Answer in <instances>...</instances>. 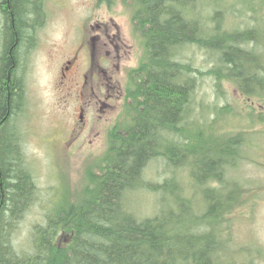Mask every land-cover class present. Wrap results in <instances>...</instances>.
I'll return each mask as SVG.
<instances>
[{"label":"trees","instance_id":"1","mask_svg":"<svg viewBox=\"0 0 264 264\" xmlns=\"http://www.w3.org/2000/svg\"><path fill=\"white\" fill-rule=\"evenodd\" d=\"M125 1L143 57L127 72L122 114L78 200L49 209L32 227L25 251L14 235L38 189L15 121L26 100L22 56L35 46L44 0H0V264H233L226 240V218L239 206L233 173L254 137L220 130L234 111L198 101L197 93L207 76L216 98L224 97L221 85L228 82L250 110L263 105L264 27L226 25L229 15L251 13L246 0ZM235 3L242 9H233ZM189 50L206 56V72L188 61ZM256 117L261 123L263 115ZM157 159L169 177L145 183ZM187 184L200 201L184 191ZM140 189L156 198L147 218L125 205L127 194Z\"/></svg>","mask_w":264,"mask_h":264},{"label":"rangeland","instance_id":"2","mask_svg":"<svg viewBox=\"0 0 264 264\" xmlns=\"http://www.w3.org/2000/svg\"><path fill=\"white\" fill-rule=\"evenodd\" d=\"M244 5L251 8V13L243 18L237 17L238 12L232 13L226 25L241 30L264 27V0L260 7L256 0H246ZM242 6L243 3H235L233 9ZM43 7L44 22L35 33V46L22 56L26 100L15 121L38 189L14 235L16 248L25 251L32 227L44 222L49 209L57 208L63 201L78 200L89 172L95 171L94 166L105 155L108 134L122 114L127 72L143 57L132 10L125 0H44ZM260 51H264L263 46ZM184 55L202 72L209 69L206 56L198 50ZM68 62L74 69V83L62 78V69ZM108 71L115 76L117 91L120 89L122 94L111 93L107 102L110 108L105 109L100 101L105 97L104 88H99V84L108 77ZM199 86L198 101L205 98L209 105H228L234 111L235 117H225L220 122L224 126L220 130L233 136L243 131L254 137V145L245 148L233 173L239 206L226 218V240L232 246L229 257L233 264H264V104L255 103L250 110L228 82L221 85L224 97L218 99L207 76H202ZM259 114L263 115L261 123L256 117ZM167 173L164 162L157 159L148 165L144 181L161 183L169 177ZM179 174L181 180L186 179L184 170H179ZM183 189L188 194L193 191L200 201L201 195L191 190L190 184ZM125 205L137 218H147L155 212L156 198L147 189H140L127 194Z\"/></svg>","mask_w":264,"mask_h":264},{"label":"flooded vegetation","instance_id":"3","mask_svg":"<svg viewBox=\"0 0 264 264\" xmlns=\"http://www.w3.org/2000/svg\"><path fill=\"white\" fill-rule=\"evenodd\" d=\"M70 64H71V62H68V65L62 69V78L64 79V81H65V79H68L67 81H71V83H74L73 75H72L73 74L72 72L74 69H73V67H70ZM108 73H110V71H108ZM82 78H83L82 82L84 84L86 76H83ZM114 78H115V76L113 75V73H110L108 75V77L105 79V81L99 84V88H100V86L104 88V91H102V92H103V95L105 97L102 96L103 99H101L100 101L102 102V105L105 109L110 108V107H108L107 102L110 98L111 93H115V94L119 93L120 94V92H121L120 89H119V92L117 91V87H116ZM121 94H122V92H121ZM122 98H123V96H122ZM104 101H105V103H104ZM79 110H81V107L79 108Z\"/></svg>","mask_w":264,"mask_h":264},{"label":"bare ground","instance_id":"4","mask_svg":"<svg viewBox=\"0 0 264 264\" xmlns=\"http://www.w3.org/2000/svg\"><path fill=\"white\" fill-rule=\"evenodd\" d=\"M226 108V107H225Z\"/></svg>","mask_w":264,"mask_h":264}]
</instances>
